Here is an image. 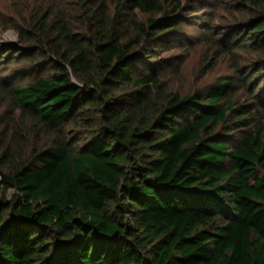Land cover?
Listing matches in <instances>:
<instances>
[{
	"label": "trees",
	"instance_id": "trees-1",
	"mask_svg": "<svg viewBox=\"0 0 264 264\" xmlns=\"http://www.w3.org/2000/svg\"><path fill=\"white\" fill-rule=\"evenodd\" d=\"M236 6L248 105L234 77L165 92L145 59L179 0L27 4L3 58L42 69L1 87L0 264H264V0Z\"/></svg>",
	"mask_w": 264,
	"mask_h": 264
},
{
	"label": "rangeland",
	"instance_id": "rangeland-1",
	"mask_svg": "<svg viewBox=\"0 0 264 264\" xmlns=\"http://www.w3.org/2000/svg\"><path fill=\"white\" fill-rule=\"evenodd\" d=\"M38 1L0 0V123L3 121L9 102V98L1 87L25 86L42 69L40 65L33 66L27 62H18L15 58L8 60L7 57L3 58L7 54L6 48L19 45V35L12 28L13 25L25 24V21L31 18L29 11L25 10L27 4L34 8ZM61 1L68 4L72 0ZM179 1L184 7L180 16H175L180 29L164 37L156 48L158 50L155 52L156 56L145 59L148 63L155 65L165 92L181 97L198 92L206 93L208 88L220 79L234 77L236 100H239L241 104H251L253 101L248 100L247 93L244 91L246 88L243 86L244 80L239 78L236 69L239 68L243 74L247 73L258 61V57L247 47L239 48L233 54L229 53L231 37H228L237 38L239 32L237 25L248 17L246 12L235 10L239 0ZM153 17L159 18L137 12V20L140 23H146ZM248 87L251 88V85ZM262 88L264 83L259 86L258 91ZM261 101L264 102V100ZM259 104L261 111L257 118L262 119L264 125V104ZM13 196V190L6 193L9 200Z\"/></svg>",
	"mask_w": 264,
	"mask_h": 264
}]
</instances>
